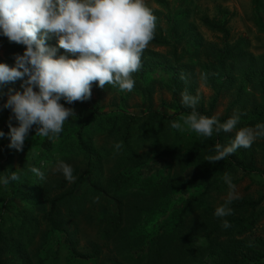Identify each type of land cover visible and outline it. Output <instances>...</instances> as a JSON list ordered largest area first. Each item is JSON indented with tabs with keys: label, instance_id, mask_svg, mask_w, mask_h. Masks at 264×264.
<instances>
[{
	"label": "trees",
	"instance_id": "16d2710c",
	"mask_svg": "<svg viewBox=\"0 0 264 264\" xmlns=\"http://www.w3.org/2000/svg\"><path fill=\"white\" fill-rule=\"evenodd\" d=\"M157 3L167 9L164 0ZM165 17V29L156 18L154 38L143 52L141 69L133 74V90L146 104L143 113L118 106L102 109L100 97L67 120L59 139L37 135L36 154L25 165L16 162L5 146L7 137L0 139V172L5 171L0 175L12 170L21 176L0 186V264H60L61 252L66 264H82L96 262L103 250L111 256L98 264H264V239L253 237L264 216V195H239L230 205L232 215L224 218L231 224L228 229L214 216L215 208L224 203L218 202L220 194L228 192L225 173L235 185L245 177L264 174L259 168L264 166V138L222 161L209 162L214 146L227 145L234 132L206 138L170 126L182 123L190 112L181 102L185 90L199 97L197 110L203 115H215L226 98L224 112L215 115L221 122L234 112L242 114L238 127L264 122V55L253 54L244 38L230 41L227 18H200L203 26L221 34L215 44L203 42L195 29L182 28L189 8L172 22L169 12ZM1 37L7 54L0 63L11 66L24 46ZM188 37H193V53L202 60L182 62L185 55L178 49ZM47 43L55 46V37ZM58 54L71 55L63 49ZM155 67L171 74L166 79L145 74ZM200 84L209 89L208 97L198 92ZM92 87H98L96 82ZM9 88L12 83L0 93ZM156 88L169 93L170 111L152 108ZM6 128L0 131L7 133ZM118 142L123 145L119 151L114 148ZM58 160L76 162L75 182L43 181L29 170L34 166L46 176ZM184 186L200 191L184 197L174 220L148 230L150 218ZM93 224L95 234L82 243ZM196 237L207 244L198 243Z\"/></svg>",
	"mask_w": 264,
	"mask_h": 264
},
{
	"label": "clouds",
	"instance_id": "9594fccd",
	"mask_svg": "<svg viewBox=\"0 0 264 264\" xmlns=\"http://www.w3.org/2000/svg\"><path fill=\"white\" fill-rule=\"evenodd\" d=\"M155 28L156 17L145 0H0V36L24 46L22 54L13 56L11 66L0 63V89L17 80L22 89L9 88L0 106L12 113L8 132L0 131V139L7 137L10 149L22 151L34 125L35 135L59 139L65 122L74 116L73 109L60 101L72 104L90 99L93 82L100 88L112 85L121 91H133V74L142 67L141 58L154 38ZM51 37H55V46L47 43ZM59 49L71 55L58 54ZM181 102L190 112L182 117V123H171V128L191 130L206 138L234 132L227 145L214 146L215 154L209 162L222 161L264 138V122L238 127L242 117L239 112L223 122L215 115H203L197 110L199 97L187 90L181 94ZM13 119L17 126H13ZM122 147L121 142L114 145L117 151ZM29 170L45 179V173L36 167ZM56 171L68 182L77 179L64 160L56 162ZM19 179L15 171L7 170L0 175V186ZM223 182L227 196L215 208L214 216L228 229L231 224L224 218L232 215L230 205L240 196L229 173H225Z\"/></svg>",
	"mask_w": 264,
	"mask_h": 264
},
{
	"label": "rangeland",
	"instance_id": "374dc122",
	"mask_svg": "<svg viewBox=\"0 0 264 264\" xmlns=\"http://www.w3.org/2000/svg\"><path fill=\"white\" fill-rule=\"evenodd\" d=\"M147 6L152 9L153 12H156L155 17L159 18L161 26L165 29L167 28L168 20L165 17V13L169 12L170 18L169 21L172 22L175 16L179 15L183 9L189 8V18L186 23L182 26L184 29H195L198 35L202 38V41L205 43H220L221 34L210 31L205 26L202 25L200 18L202 16H208L209 18L216 19H225L227 18V27L229 31L230 41L241 37L244 38L249 45V50L255 55H264V0H164V4L167 5V9L157 3V0H145ZM5 38L0 36V62L6 58L7 47L5 45ZM160 49V48H159ZM163 51L164 49L161 48ZM160 49V50H161ZM195 50V43L193 37H188L184 42L179 46L178 52L181 54L184 52V58L182 62L191 61L195 62L202 57L196 56L193 51ZM145 74L152 78H167L171 71L167 69H146ZM195 72L198 73V67H196ZM147 81V79L145 78ZM21 81L17 80L15 83H12L13 89H20ZM36 90V89H34ZM7 92H5L0 97V106L3 105L4 101L7 99ZM198 92L203 97H208L210 95L209 89L203 86L202 84L198 87ZM101 97L100 105L102 109H108L110 106H118L120 109H123L129 113H143L146 108V104L143 103L142 98L133 91H121L118 87H113L112 85H105V88L95 87L91 88V97L86 101H76L72 104H67L63 100L60 101L64 104L65 107L71 108L74 111V114L81 108H90V105L94 104L98 98ZM170 100V95L167 91L161 88H156L154 94L152 95V108L160 111H170L168 107V102ZM227 99L224 98L220 101L215 115H220L224 112L225 106L227 105ZM12 116V113L9 109L0 108V128L7 127L8 131V122L9 118ZM13 126H17L15 120L11 121ZM67 123V121L65 122ZM73 124L74 121H73ZM35 132L29 131L28 136L24 141V146L22 151H16L15 149H10L8 147V139L6 138L5 146L14 153L16 157V162L19 159V163L25 165L26 161L36 154V142L34 141ZM261 159H258L260 163ZM66 163L70 164L73 168L75 161L69 163L65 160ZM259 168L264 169L263 165H259ZM262 171V170H261ZM21 177V176H20ZM260 177V178H259ZM63 175L56 171V164L51 167L50 172L45 176L43 181H55L57 183L60 179H63ZM264 174L262 176H255L253 179L245 177L240 183L236 185V191L239 195H251L255 198L264 195ZM25 191V190H24ZM199 189H190L184 186L179 191H176L172 194L171 201H168L167 204L163 205L148 221L146 228L152 230L156 224H160L163 221L174 220L177 217L181 209V202L187 194L197 193ZM53 193V192H52ZM223 193V192H222ZM227 192L220 194L219 203L226 199ZM259 227L253 234V237H259L264 239V216L261 219V222L258 225ZM96 232V227L94 224L91 228L86 231L88 235L83 234L82 243L84 241L90 240V235H94ZM253 239V238H252ZM195 241L202 244H207V241L204 238L196 237ZM110 252L103 250L102 255L99 256L98 262L106 263L111 256ZM65 252H61V262L60 264H66V257L64 256ZM96 262H87L82 264H98ZM81 264V263H76Z\"/></svg>",
	"mask_w": 264,
	"mask_h": 264
}]
</instances>
